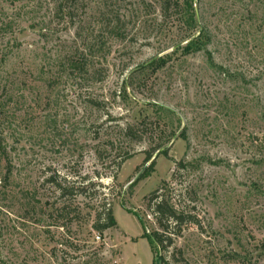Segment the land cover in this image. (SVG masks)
<instances>
[{
    "label": "rangeland",
    "instance_id": "rangeland-1",
    "mask_svg": "<svg viewBox=\"0 0 264 264\" xmlns=\"http://www.w3.org/2000/svg\"><path fill=\"white\" fill-rule=\"evenodd\" d=\"M161 5L0 0V264H153L146 198L165 184L197 217L175 242L179 264H264V0H198L214 65L177 53L139 73L187 43ZM78 56L88 73L69 67ZM165 131L176 135L146 162ZM51 178L73 191L67 217ZM104 208L117 227L98 240Z\"/></svg>",
    "mask_w": 264,
    "mask_h": 264
},
{
    "label": "trees",
    "instance_id": "trees-1",
    "mask_svg": "<svg viewBox=\"0 0 264 264\" xmlns=\"http://www.w3.org/2000/svg\"><path fill=\"white\" fill-rule=\"evenodd\" d=\"M198 0H162V17L164 19L168 18L169 12L174 10L176 17H179V21L186 26L185 28V39L187 42L185 45H179L171 54H166L162 57L153 59L150 64L145 68L139 70V73H143L148 70H152L154 73L161 70L168 62L171 61L173 54L180 53L181 56L187 57L199 53H204L207 56V61L211 66L214 65L212 60V54L208 48L210 39L207 29L198 23L197 15L194 10V4ZM122 23L121 14H117L115 20V26L112 33L117 37H123V32L120 24ZM183 41V42H184ZM19 48V44L16 40V49ZM83 56V55H81ZM8 61L7 55L3 56L0 60V67L6 65ZM84 61L78 56L75 59H71L69 62V67L74 69L78 73H88V65L83 63ZM135 74V73H134ZM134 74L131 76L133 77ZM126 91V85L124 86ZM7 97V96H6ZM9 98V96H8ZM7 98V99H8ZM11 102V98L5 100L3 104L0 105L2 109V115L7 114L5 107ZM92 105H96L95 102H91ZM98 105V104H97ZM160 112L164 114L172 115V112L164 107H156ZM2 122V121H1ZM179 122V121H178ZM125 135L129 137L133 135V129L128 127L125 129ZM176 132H172L168 135L165 131L163 135L160 136L161 142L158 144L155 150H151L147 153L146 162H149L153 158V153L161 148H164L172 138H174ZM180 136L185 138V133H181ZM168 148H165L161 154L168 157ZM127 159V157L125 158ZM3 160L7 163L8 167L11 165V158L8 148L5 143L3 134H0V161ZM124 161V160H123ZM155 165V160L152 162L150 170L153 169ZM181 165V164H180ZM120 166V164L118 165ZM11 171L6 173L5 179H10ZM65 181V180H64ZM49 182L52 186L59 192V197L57 201L53 204V210L59 214L61 218L67 217V206L63 202L66 196L73 194L67 186L63 183L58 182L55 178H51ZM172 188L169 184L161 186L159 189L154 191L149 197L146 198V207L152 214L157 229L152 233H144L143 238H148L151 243V250L154 255L153 264H179L180 257H183V251L175 246L176 240L182 237L185 229L193 224H196L197 217L188 210V206L182 204L181 201H177L172 192ZM63 227V226H61ZM117 227V221L114 217L113 210L111 208H104L99 212H96L94 217V224L92 226L93 231L98 232L101 235L110 229ZM173 252H170V250Z\"/></svg>",
    "mask_w": 264,
    "mask_h": 264
},
{
    "label": "built area",
    "instance_id": "built-area-1",
    "mask_svg": "<svg viewBox=\"0 0 264 264\" xmlns=\"http://www.w3.org/2000/svg\"><path fill=\"white\" fill-rule=\"evenodd\" d=\"M96 239H98V240H99V239H100V237H99V236H96Z\"/></svg>",
    "mask_w": 264,
    "mask_h": 264
},
{
    "label": "water",
    "instance_id": "water-1",
    "mask_svg": "<svg viewBox=\"0 0 264 264\" xmlns=\"http://www.w3.org/2000/svg\"><path fill=\"white\" fill-rule=\"evenodd\" d=\"M137 179V178H136Z\"/></svg>",
    "mask_w": 264,
    "mask_h": 264
}]
</instances>
